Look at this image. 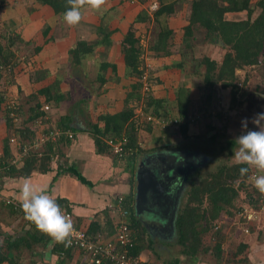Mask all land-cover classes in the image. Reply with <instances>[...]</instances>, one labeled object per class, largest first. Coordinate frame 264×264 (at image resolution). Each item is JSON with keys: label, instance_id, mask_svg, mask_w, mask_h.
<instances>
[{"label": "trees", "instance_id": "1", "mask_svg": "<svg viewBox=\"0 0 264 264\" xmlns=\"http://www.w3.org/2000/svg\"><path fill=\"white\" fill-rule=\"evenodd\" d=\"M156 1L154 4L157 7L152 11L151 16L142 13L137 17L136 22H151V36L148 40L147 50L156 57H163L170 54L172 46L173 32L168 27L167 18L174 14L177 7H180L186 0ZM34 3L38 6H48L58 17H62V13L66 10V0H34ZM8 4L9 0H0V9L9 6ZM188 5V24L183 28L182 45L179 50L180 61L174 66L182 71L186 61L189 60V63L191 61L193 65L191 68L189 65L190 71L188 70L187 73H184L199 78L204 87L210 89V91H214L215 86H219L222 89L229 88L232 103L230 109H239L246 102L241 100V96L245 95L246 91L238 87L239 81H237L236 71L246 66L257 65L261 60L264 61V0H258L253 6L250 4V0H191ZM255 9L258 12L253 16ZM242 10L247 12L245 20L228 21L224 19L226 12ZM47 32L48 28L43 29L42 35L46 36ZM0 40H3L2 42L0 41V114L5 119L7 128V136L3 139L2 153L0 155V176L26 177L33 171L45 173L49 169L48 164L51 156L57 152L54 150L55 146L61 143H68L69 139L60 137L56 145L45 143L42 150L43 153L39 158L35 156V153H30L23 159L21 167L18 168L8 162L11 157L10 141L14 139L19 145L31 143L38 136L37 132L32 128L33 125H38L37 120L39 119H49L46 116L44 106H59L61 102L67 100L66 94L64 95L60 91V81L54 79L53 82L32 90L24 99H22V92L18 88L17 95H20V97H17V100H11L9 98L10 95L7 94V87H11V84H16L14 79L18 73H21L20 70H23L22 65H28L30 58L38 53L41 47L35 46L30 53H27L29 48H32L28 47L30 41L25 42L17 29L11 30L7 36L0 34ZM217 41L223 43V48L226 51L219 65L207 56L198 58L193 54L196 42L212 43ZM92 49V45L79 40L69 50L68 67L72 81L76 79H72L74 74L71 69H78ZM122 52L126 75L135 78L134 83L131 85V91L125 99V104L131 99L139 103L141 109L138 117H136L133 107L128 106L115 113L101 112L97 119L103 122V128H99L94 123L90 124V133L96 146V152L110 155L111 147L104 143L103 137H114L124 132L127 139L123 145L125 155L123 154L124 156L122 155L120 158L124 159L132 167L135 158L140 153L145 152L138 146V129L132 119H139L149 131L153 125H156L152 119H157L160 123L170 122L177 125L181 135L186 137L187 130L190 128L189 125H192V118H194L193 115H190L193 104L190 99V92L184 84L177 87L173 100L156 98L150 93L151 91H148L146 95L142 93L141 76L145 71L141 60L142 47L138 40L134 38L132 31H128L123 38ZM108 67L115 74V66L102 62L96 80L99 86L103 85L106 80L104 72ZM30 70L28 79L32 84H38L45 79V75L41 70ZM148 81L150 83V77ZM237 93H240L238 99ZM209 97L210 93L205 97L206 99L203 100V103H209V100H211V97ZM82 101L81 104H83ZM13 119H22L21 124L23 127H14ZM60 119H62V122L55 127L61 130L70 129L73 133L77 130L74 126L67 123L68 119H72L70 116L64 115ZM44 132L47 131L45 130ZM214 137L215 135L211 138L213 139ZM234 141L233 139L228 140L224 147L228 151L231 150L235 144ZM191 154L187 153L184 155ZM111 155L110 157L113 160L117 159L116 156ZM201 158L199 165L196 164L191 171L185 167L180 170V174L184 173L183 179L186 182L179 195L181 198L180 206L176 211L175 217H173V231L170 238L166 240L167 242L150 236L139 220V216L135 214L131 197L123 196L124 206L129 210V226L132 240L131 246L127 248V253L130 256L134 258L140 257L148 250L154 251L155 261L153 263L148 258L143 259L144 264H158L157 262L161 264H197L202 260L206 252L210 250V254L216 264H221L223 261L221 242L224 234L222 235L220 230H218L221 222L215 221L220 217V214L236 210L238 217L243 222V233L249 234L254 229V223L250 225L251 221L244 218L247 211L243 213L240 207L243 202L240 198L241 190L246 191L245 196L248 197V202H250L248 203L249 207L245 208H249V210L253 208V211L260 212V207L263 205L264 194L260 193L250 183H247L253 174L252 170L250 169L248 174L242 177L239 173L242 165L236 163L231 165L224 164L219 166L213 173L195 181L194 178L200 177V170L211 159L209 155L201 156ZM75 174L83 184H88L79 173L76 172ZM248 188H250L249 193L251 195L247 192V190L249 191ZM253 193L256 197L252 199ZM56 202L63 206L61 200ZM12 213L16 215L13 211ZM107 223L109 224L108 220ZM93 225L95 226L96 224L93 223L91 225L92 228L87 230V235L91 237H96L97 234L104 236L100 233H94L96 229L94 230ZM25 226L29 228L25 237H16L15 239L2 237L0 239V264H21L20 260L24 250L32 253L37 249L35 246H47L48 244L51 245L50 253L57 256L56 264H75L72 262L74 254L70 249L63 245H53L47 236L36 230L34 225ZM210 232L217 240L211 247L205 246L203 241L204 237ZM155 243L157 244L156 246H160L155 247ZM155 248L158 249L157 252H155ZM244 248V245L240 243L237 248L238 252L234 256L239 254ZM59 252L63 253V257L57 255ZM161 253H164L166 257L162 259ZM231 262H243L246 264L247 260L243 257L240 259L232 258ZM28 264H37V261L31 260Z\"/></svg>", "mask_w": 264, "mask_h": 264}, {"label": "crops", "instance_id": "2", "mask_svg": "<svg viewBox=\"0 0 264 264\" xmlns=\"http://www.w3.org/2000/svg\"><path fill=\"white\" fill-rule=\"evenodd\" d=\"M33 1L34 0L31 2ZM189 1L191 0H186V2L182 3L180 7H177L176 12L167 18L168 27L173 32L172 46L170 48V54L163 57H156L149 50H147L148 40L151 36V22H136L137 17L142 13H146L151 16L152 11L150 8L155 2H157L156 0H107V3L100 12H93L87 9L84 10L82 21L75 27H69L66 25L63 22L62 17L56 16L52 9L48 6H38L35 4L38 8L33 7V9H30L31 16L34 15L35 12L40 11V15L38 16H40V22H42V25L39 30L38 27L34 26L35 28L31 27L27 31H25V28L21 26V31L19 33L25 42L30 41V45L28 47L32 48H29L27 53H30L35 46H40L41 49L38 53L34 54L32 58H30V63H27L28 65H22L23 70L21 74L15 76V81L17 80V82H15L16 84L12 85L9 89V91L11 90L13 93V95H10L9 98L11 100L18 99L15 95L17 94L18 88L22 92V95L24 94L27 96L32 92V90L39 88L35 87V85L40 83V87L45 86L53 82L54 79H58L60 81L59 87L63 94L70 92L72 89V85H70L72 80L69 76L68 52L74 47L76 42L81 40L89 45H92L93 49L91 53L86 56L78 69H71V72L74 74L72 79H76L73 82L78 85H82L83 82L82 80L80 81L79 78L80 74L87 78L91 88L94 87L92 91H96L91 100L94 104L95 102L97 103L96 107H99L98 102H100V104H104L100 107L102 112L108 111L110 113H115L121 111L125 108V106L132 107L131 104L136 101L131 99L128 100L127 104H125V99L131 91V85L134 83L135 78L126 75L122 52V41L128 31H132L134 38L137 39L141 45V60L143 62V67L145 68V71L151 73L156 79L155 84L159 86L164 84V87L166 88H175L181 84H185V86L189 87L190 90L195 89L198 91L197 78L193 77V79H189L188 75L182 72L180 68L174 66L180 61L179 50L182 45L183 28L188 24ZM257 1L258 0H250V4L253 6ZM11 8H13V5ZM257 12V9H255L253 16H255ZM10 16H12V12ZM246 18V10L226 12L224 14V19L228 21H240L245 20ZM45 28H48V32L46 33V36H43L42 30ZM37 32L40 33L39 37L36 35ZM209 58L215 60L212 56ZM102 62L115 66V74L112 72V69L108 67L104 72L106 80L103 85L99 86V83H97L96 80L100 64ZM89 66L92 68L90 69ZM30 69L41 70L45 75V79L40 81L38 84H32L28 79V72ZM62 69H64L63 73L61 72ZM87 83H85V86L83 87L88 88ZM92 84H94V86ZM190 84H194L193 88H191ZM14 88H16V90ZM89 93L92 94L90 91L88 94ZM255 93L251 98L252 104L247 106L246 114H248V124L252 123L251 121L256 114L264 112V99H261L257 93L255 95ZM259 94L264 95L263 92H260ZM247 96L248 95L245 97ZM82 98L83 96H81L80 100H78L81 101ZM171 99L173 100V96ZM63 102H61L57 107L49 105V107L53 110L51 114H55L57 119H52V122H50V119H48V121L45 119L37 120L38 124L44 128L42 130H46L50 128L47 124L52 123L53 127L57 126L62 122V119L60 118L64 115H68L72 119H68L67 123L77 129L73 133V139L71 141L55 146L57 151L55 154H58V156L57 158H55V154L51 156L48 164V171L45 173L33 171L26 177L0 176V239L2 237H12L14 239L16 237L22 238L26 236V232L29 230V228H27L25 224L18 219L17 215L13 214L10 208L6 207L2 202L3 198L6 197H13L19 200V191L25 178L30 180L34 189L44 191L56 201L61 200L63 205L62 207L69 208L72 212L74 224L77 227L89 230L92 228L91 225L95 223L96 225H93L94 230L96 229L94 233H100L107 239L111 238L113 234V222L116 219V213L114 211L116 198L118 196H129L131 197L134 205L135 178L137 171L139 170L141 162L145 161L147 157L153 156L150 155L151 153L156 152L154 155L161 154L164 156L169 154L172 157L175 156L176 159L179 157L178 155H184L187 154L185 153L186 151H190L192 154L187 156V158H184L185 160H189L191 156L198 159L197 156L205 157V155H209V152L206 150L208 147L206 148L204 146L199 148L197 144L190 141L184 143L180 142V139L178 138V134L180 132L178 129H175L177 130L174 133L175 135L166 138L165 135L158 131L157 133L160 135H157L156 137L152 135L154 138L150 139L151 143L146 139L144 146L141 144L142 142H138V146L141 150H151L147 153H140L135 158L134 163H132L133 166L131 167L124 161V159L118 157L117 154H114L112 148H110L111 154L117 157L116 160H113V158L110 157L111 154H98V152H96L94 140H92L91 137L90 124L94 123L97 124L99 128H103V122L99 119H95L94 121V119H88L84 116V119L83 117L82 119H79V115L74 112H68L66 114L61 113L58 110ZM138 104L139 103H136V105ZM138 106H140V104ZM132 121L139 130L142 126L141 124L143 123H140L139 119H132ZM5 123V119L1 117L0 155L2 153L3 139L7 136ZM155 129L157 128L152 127L149 131L146 128L145 132L153 134ZM141 133L142 131H139L138 136ZM123 137L126 138L124 132H121L118 136L103 137L102 140L106 145L110 146L108 141H114V143H117ZM143 137L145 138L144 132ZM12 140L14 141V139ZM235 145L236 144L233 145V148ZM10 152L11 159L15 156L12 145L10 147ZM59 156H62L63 159L59 160ZM193 163L194 162L188 161V164ZM251 170L253 174H258L254 169ZM76 172L79 173L88 182V184H83L76 177ZM247 183L253 185V181L250 178ZM180 202L181 198L179 196L174 217L178 207L180 206ZM247 209L249 210V208ZM263 215L261 214L258 218L259 220L257 222L262 225H258L257 232H255V229H252L250 233L241 240V244L245 247L244 250L248 252V264H264V240H261V232L264 229V222L262 223ZM229 218L230 222L234 224L239 223L235 222V218ZM220 219H222V217H219L215 221L222 222ZM107 220L109 224L107 223ZM161 230L162 236L167 234V232L163 231V228ZM225 234L226 233H224L225 240H229L231 238V233H228L227 235ZM211 239H214V237L212 236ZM160 240L164 242L167 239L162 237ZM209 243L210 241L208 244L204 243V245L209 246ZM35 247H37V249L32 253L24 250L22 253V259L20 260L21 264H28L31 260H36L37 264L57 263V256L50 253V244L47 246L37 245ZM210 253L211 251L208 250L205 254L210 257L209 261L202 259L197 264H216ZM140 257L144 260L146 258L149 259V257L145 256V254ZM150 261L153 262L152 260ZM72 262L74 263L75 259H73ZM222 264H235V262L227 261Z\"/></svg>", "mask_w": 264, "mask_h": 264}, {"label": "rangeland", "instance_id": "3", "mask_svg": "<svg viewBox=\"0 0 264 264\" xmlns=\"http://www.w3.org/2000/svg\"><path fill=\"white\" fill-rule=\"evenodd\" d=\"M31 1L32 0H9V4H8L9 6L4 7L3 9L0 10V34L7 36V35H9L11 30L14 31L16 29H17V31L20 32L21 26L23 28H25V31L29 30L31 27H34V26L38 27V30H39L40 26L42 25V22H40V16H38V15H40V11L35 12L34 15L31 16L30 9H33V7L38 8L37 6H35V3H33L34 1L33 2H31ZM12 5H13V8H11ZM11 12H12V16H10ZM28 13H30V14H28ZM21 35H22V33H21ZM36 35L39 37L40 33L37 32ZM145 38L147 39L146 36H145ZM0 41L2 42L3 40H0ZM225 52L226 51H225V48H223V43L221 45L219 42H212V43L196 42V44L194 45L193 54L198 58H200L202 56H207V57L212 56V58H215L214 61H216L217 64L219 65L222 62V58H223V55ZM189 65L191 68L193 64L191 61L189 63V60H187L182 71L187 73V71L189 70ZM89 68L91 69L92 67L89 66ZM20 71L22 72V70H20ZM61 72L63 73L64 69H62ZM83 72H84V70H83ZM147 73H148V76L150 77V84H151V92L150 93H152V94L154 93L153 95L156 98H163V99L170 100L171 97L175 95V90L177 89V87L166 88V87H164V84H161V86H159V85L155 84L156 79L152 76V74L149 72H147ZM19 74H21V73H18L16 76H18ZM84 74H85V72H84ZM235 74L237 76V81H239L238 87L243 89V91L244 90L246 91L245 92L246 94L245 95L243 94V96H241V100L249 102V103L244 102V104L239 109L238 108L237 109H230V107H231L230 105L232 103H231V91L229 88L222 89L219 86H215L214 91H210V89L204 87L203 83L201 82V80L199 78L196 79V80H198L197 81L198 82V84H197L198 85V87H197L198 91H196L195 89L190 90V88L187 87V89L190 92V99L192 100V104H193V106L191 108L190 115L191 116L193 115L194 118H192V125L191 124L189 125L190 128L186 134V137H183L181 135V133H179L180 136L178 134V138L180 139L179 141L183 142V143L190 141L192 143L197 144L199 146V148H202L204 146L206 148L208 147L206 150L209 152V156L211 157L208 164L203 166L202 169L200 170V173H199L200 177L194 178L195 181H198L199 179L204 178L208 174L213 173L221 165H224V164L231 165V164L236 163L234 161V159L232 158V155H233V152L235 151L237 146L235 145V147L229 151L224 146L228 140H231V139L235 140V138L237 136L243 134L244 130L241 127V120H243V119L248 120V118H247L248 114H246L247 106H250L252 104L251 98H252L253 94L255 92L257 94H259L260 92L264 93V61L263 60H261V62L257 65L246 66L243 69L237 70ZM188 77H189V79L190 78L193 79L194 76L188 75ZM79 78H80V81L82 80V82H83L82 85L80 84L81 85L80 86V85L74 83L73 81H71L72 83L70 85H72L73 90L71 89L70 92L64 93V95L66 94L67 100H65L63 102V104L61 105L60 109L59 110L57 109V110L61 113H65V114L68 112H74V113H77L79 115V119H82V117L84 116L85 118L87 117L88 119H94V121H95V119H97V117L102 112L101 111L102 109L100 107H102L104 104H100V102H98L99 107H96L97 103L95 102V104H94L93 101L91 100L92 96H94V94L96 92V91L95 92L92 91L94 87L91 88L90 83L87 81V78L84 75L80 74ZM15 82H17V80ZM85 83H87L88 88L83 87V86H85ZM40 85L41 84L39 83L38 85H35V87H39ZM92 85L94 86V84H92ZM11 86H12V84H11ZM190 86H191V88H193L194 84H190ZM10 88H11L10 86L7 87V94L13 95L11 90L9 91ZM14 89L16 90V88H14ZM81 89H82V92H81ZM87 89L90 92H92V94L89 93L90 97L88 94L89 91ZM209 93H210L211 100H209V103H206V102L203 103L204 102L203 100L206 99L205 97H207L209 95ZM240 93L239 94L237 93V99H238V95L240 97ZM256 93H255V95H256ZM15 95L18 98L20 97V95H17V94H15ZM246 95H248V96L244 98V96H246ZM81 96H83V98H84V100L82 98L83 104H81V101H79ZM25 97H26V95L23 94L22 99H24ZM93 99H94V97H93ZM93 104H94V107H93ZM138 105H136V102H133L131 104V106L134 109V113H135L136 117H138L139 111L141 109V105L140 106H138ZM52 111L53 110L51 107H49L48 110H46V114H47L46 116L49 117L50 122H52V119H57L56 118L57 116H55V114H51ZM256 113H258V112H256ZM84 117H83V119H84ZM197 117H198V119H196ZM45 120L48 121V119H45ZM21 121H22V119H13L12 123L15 124V127L22 128L23 125L21 124ZM140 123H142V122L140 121ZM141 125L142 126L138 130V132L142 131V133L138 136V132H137V138H138V142L139 141L142 142L141 144L143 146L145 143V139L150 142V139H153L157 135H160L157 133L158 131L161 134L165 135V138H166V137H172L173 135H175L174 133H175V131H177L175 129H178L177 125H175V124H170V125H166V126H163V125L161 126L160 124L157 126L153 125L152 127H156L157 129H155V132L153 134H151V133L145 132V129H146L145 124H141ZM47 126H50V128H51V127H53V124L49 123V124H47ZM33 128L37 132L36 134H38V136L43 134L45 131V130H42L44 128H42V126L40 124L33 125ZM248 130H257V129L255 128V126L252 123H250V124H248ZM143 132H144L145 138L143 137ZM152 135H154V137ZM214 135H215V137L212 139L211 137H213ZM11 145H12V148L14 150L15 156H17L19 154V143L15 140L14 141L11 140L10 141V147H11ZM58 145L59 144H57V146ZM43 146H44V144L42 145V147L40 149V154H41L42 150L44 149ZM54 150H56V149L54 148ZM150 150L151 149H149V150L144 149V151L146 153L149 152ZM154 154H156V152H153L150 155H154ZM57 156H58V154H55V158H57ZM58 159L62 160L63 158H62V156H59ZM187 161H189V160H187ZM185 164H186V162L182 163L183 168L185 167ZM183 177H184V173H181V174L179 173V175L176 179H177V181H180V183H181V181L183 180ZM180 186H181V184H180ZM248 189H249V191L247 190V192L249 193L250 188H248ZM177 191H179V188L177 189ZM181 191L182 190H180V192ZM245 192L246 191H242V190L240 191V198L243 200L240 207H241V211L243 213H244V211H248V209L245 207H249L248 203H250V202H248V197L245 196ZM249 194L251 195V193H249ZM160 196H162V194H160ZM135 197H134V200H135ZM147 197L152 198V196L150 195V192H148ZM255 197L256 196L253 193L252 199ZM161 199H163V198H161ZM148 203H150V202H148V200L143 196L142 199L139 200V202H138V207L140 208L143 205L144 206L148 205ZM237 207H239V206H237ZM160 210L161 209L156 208L154 213H156L157 215L162 214L164 216V213L160 212ZM164 210H165V208H164ZM255 212L257 214V211H255ZM138 213L146 220L147 219H150V220L154 219V220H160L159 222L163 221V220H161V218H157V216L156 217L150 216L147 213H140V212H138ZM237 214L238 213L236 210H230V213H221L220 214V217H222V219H220V220H222V222L220 223L221 226H219L218 230H220L222 235L224 233H226L225 235H227L228 233H231V238L229 240H225V237H224L223 241L221 242V248L223 251L222 263L227 262V261L230 262V261H232V258L240 259L243 257L247 260L246 264H248V258H247L248 252L247 251L241 250V252L239 254L234 256V254L238 252L237 248H238V245L241 243L242 238L246 237V235H247V234H244L242 231L243 230V225H242L243 222L241 220H239V217L237 216ZM261 214L263 215V210L261 211L260 214H257L255 216L256 219L250 220L251 221L250 225L254 223L253 227L255 229V232H257L258 225L259 226L262 225L261 223L257 222L259 220L258 218L260 217ZM229 217L235 218L236 221L235 220L234 221L239 222V223L234 224V223L230 222ZM263 220H264V215L262 217V223L264 222ZM147 224H150V222H147ZM263 231H264V229H263ZM263 231L261 232V240H264ZM239 233L244 235V236L240 235ZM169 237H167L166 239L168 240ZM211 237H212V233L210 232L203 239L204 243H206V244H208V242L210 241V243H209L210 247L213 246L217 242V240L215 238L211 239ZM156 245L157 244L155 243V247L160 246L159 244H158L159 246H156ZM167 247L169 248V246H167ZM155 250H156L155 252L158 251L157 248H155ZM174 251H176V250H174ZM153 252L148 251V250H146L144 252L145 256L149 257V261L150 260L155 261V255H154L155 253H153ZM161 257L163 259L166 256L164 255V253H161ZM202 259L209 261L210 257L208 255H204L202 257ZM157 263L160 264L159 262H157ZM235 264H245V263L235 262Z\"/></svg>", "mask_w": 264, "mask_h": 264}, {"label": "clouds", "instance_id": "4", "mask_svg": "<svg viewBox=\"0 0 264 264\" xmlns=\"http://www.w3.org/2000/svg\"><path fill=\"white\" fill-rule=\"evenodd\" d=\"M106 3L107 0H66V10L62 13V20L69 27L78 26L83 19L84 10L100 12ZM258 96L264 99V95L258 94ZM251 122L257 130H248L249 121L241 120L244 131L235 138L237 147L232 158L236 164L242 165L239 169L242 177L247 175L250 169L258 173L250 179L253 181V186L264 194V112L256 114ZM194 162L198 163V161ZM19 203L24 219L34 225L38 232L47 236L53 245L71 246V237L75 232L71 217L49 194L34 189L28 178L24 179L20 188Z\"/></svg>", "mask_w": 264, "mask_h": 264}, {"label": "built area", "instance_id": "5", "mask_svg": "<svg viewBox=\"0 0 264 264\" xmlns=\"http://www.w3.org/2000/svg\"><path fill=\"white\" fill-rule=\"evenodd\" d=\"M156 5H152L150 8L151 11L156 9ZM149 76L147 71H144L141 76L142 87L141 91L144 95L150 90L151 84L148 81ZM14 103V102H12ZM16 104V103H15ZM48 106H44V110H48ZM149 119V118H148ZM156 125H170V122L160 123L157 119H152ZM47 132H44L40 136H36V138L29 144L19 145V154L10 159L9 163L14 167L18 168L21 166L22 161L25 157H27L30 153L36 154V156H40V149L43 144L51 143L56 145V142L60 139V137H65L70 141L73 139V132L70 129L61 130L57 127H52L51 129H47ZM126 142V138L123 137L119 142L114 143V141H108V144L112 148L114 154H117L119 157H122L124 154L123 145ZM255 174H253L254 176ZM124 197L118 196L115 200L114 211L116 213V219L113 222V234L111 238H105L103 236L97 235L96 237H91L87 235V230L81 227H77L74 224L75 232L71 237L72 243L70 249L75 256V264H144V260L141 257H132L127 253V248L131 246V230L129 226V210L126 206H124ZM3 204L10 208L11 211L16 213L18 219L26 224L32 225L28 221L24 219L23 211L20 207L19 200L13 197L3 198ZM262 206L260 207V212L263 210L264 212V199L262 202ZM64 212L69 215L74 223L73 214L68 208L62 207ZM257 211V214H260ZM255 211L248 210L244 218L246 220L255 219L257 215ZM252 217V218H251ZM216 228L217 225H215ZM247 232V230H245ZM59 257H63V253L59 252L57 254Z\"/></svg>", "mask_w": 264, "mask_h": 264}, {"label": "water", "instance_id": "6", "mask_svg": "<svg viewBox=\"0 0 264 264\" xmlns=\"http://www.w3.org/2000/svg\"><path fill=\"white\" fill-rule=\"evenodd\" d=\"M219 43L222 45V42ZM178 156L181 160L178 164L176 163L177 158L175 159V156L172 157L168 155L167 157H163L162 155L158 154L156 156L147 157L145 161L140 163V167L135 178L136 197L134 200V209L136 214L140 209L142 210V207H138V202L142 199L143 196L148 200V202L149 200H151L149 207L158 206L163 211V213H167L170 211V218L166 220L167 222L164 221L162 225L163 230L169 228V235H171L173 231L172 219L174 216L175 206L178 201V195L185 182L180 183V181H177V184L174 187L176 191L174 190L173 192L172 189L164 188L163 183L165 181V178L164 176H162V174L164 175V172L167 170L166 172L171 173V178L168 177L167 181H170L171 179L176 180L179 172H181L180 170L183 167V160L184 158H187V156L185 155ZM185 168L189 169V164H185ZM178 188L179 191H177ZM148 192H150L152 198L147 197ZM160 194H162V196H160ZM171 207L173 210H170Z\"/></svg>", "mask_w": 264, "mask_h": 264}, {"label": "flooded vegetation", "instance_id": "7", "mask_svg": "<svg viewBox=\"0 0 264 264\" xmlns=\"http://www.w3.org/2000/svg\"><path fill=\"white\" fill-rule=\"evenodd\" d=\"M186 153H188V154H190V151H187ZM176 154H178V153H176ZM158 155V154H157ZM159 155H161V154H159ZM169 155V154H168ZM168 155H165L166 157L168 156ZM153 156H156V155H153ZM162 156H164V155H162ZM188 156V155H187ZM197 158L198 159H195V157H190L189 158V162L191 161V162H194V161H198V163L200 162V160L202 159L201 158V156H200V158H199V156H197ZM194 160V161H193ZM179 161H181L180 160V158L179 157H177V161H176V163L178 164L179 163ZM183 162H186V164H188V161H187V159L184 161L183 160ZM175 163V164H176ZM198 163H196V162H194L193 164H189V169L188 170H190L191 171V169H193L194 168V166H196V164L197 165H199ZM202 165V164H201ZM167 171V170H166ZM164 172V175L162 174V176H164V178H165V181H164V183H163V185H164V188H166V189H172V191L174 192V187L176 186V184H177V179L176 180H173V179H171L170 181H167V178L168 177H170L171 178V173L170 172ZM190 171H188V172H190ZM163 178V179H164ZM183 182H186V181H184V179L182 180ZM181 181V182H182ZM184 185H185V183H184ZM184 185H183V188H184ZM182 188V189H183ZM181 189V190H182ZM180 193L181 192H179V195H180ZM179 195H178V198H179ZM178 200V199H177ZM149 202H151V200H149ZM150 206V203H148V205H143L142 206V210L140 209L138 212H140V213H147V214H149L150 216H157V218H161V220H163V221H161V222H159L160 220H154V219H152V220H150V219H144L138 212H137V215L139 216V220L141 221V223L143 224V226L146 228V230L148 231V233L150 234V236L151 237H157V239H161L162 237L163 238H167V237H169L170 235H169V232H170V230H169V228H167L166 230H163L164 232H167V234H164V236H162V224L164 223V221H166V220H168L169 218H170V214H171V212H167V213H164V216L162 215V214H156V213H154L155 212V210H156V208L158 209L159 207L158 206H155V207H149ZM176 208H177V206H175V210H176ZM160 209V208H159ZM170 210H173L172 209V207L170 208ZM175 210H174V213H175ZM160 212H163L162 210H160ZM163 216V217H162ZM147 222H150V224H147ZM167 222V221H166ZM169 235V236H168Z\"/></svg>", "mask_w": 264, "mask_h": 264}]
</instances>
